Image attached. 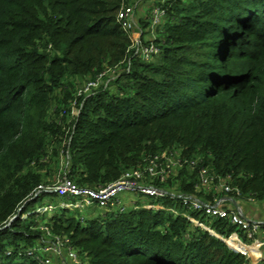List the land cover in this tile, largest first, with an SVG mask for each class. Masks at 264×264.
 Listing matches in <instances>:
<instances>
[{
    "label": "trees",
    "instance_id": "obj_1",
    "mask_svg": "<svg viewBox=\"0 0 264 264\" xmlns=\"http://www.w3.org/2000/svg\"><path fill=\"white\" fill-rule=\"evenodd\" d=\"M121 2L0 0V264H44L31 251L43 235L32 211L48 137L59 131L46 112L67 76L95 78L131 58L116 20ZM158 33L159 63L132 57L116 92L100 86L81 98L68 140L71 179L99 189L176 146L189 159L201 156V166L230 178L242 196L264 200V0H179ZM197 182L181 190L196 194ZM164 199L176 216L139 207L83 220L63 210L48 226L88 264H253L232 249L244 250L234 239L231 248L184 216L178 199ZM202 219L220 235L236 229Z\"/></svg>",
    "mask_w": 264,
    "mask_h": 264
},
{
    "label": "built area",
    "instance_id": "obj_2",
    "mask_svg": "<svg viewBox=\"0 0 264 264\" xmlns=\"http://www.w3.org/2000/svg\"><path fill=\"white\" fill-rule=\"evenodd\" d=\"M129 0H122V5L118 11L116 20L122 30L128 35L131 44L128 52L131 53V58H140L143 61L149 62L158 58L162 52L161 44L157 42L156 34L161 26L165 23L170 6L173 2L179 0H138L136 5L141 6L146 4L147 13L144 17V32L143 30L137 35L135 30L139 28L135 20V8L131 5L126 6L125 2ZM141 28V26H140ZM140 30V29H139ZM150 34L152 38L147 39L143 34ZM131 58H128L127 63H131ZM102 74H98L95 79L91 80L86 91L96 89L101 85ZM183 155L181 149L175 150L171 156H164L160 158L159 155L150 157L144 165L127 170L119 179L111 182L105 187L93 189L90 187H80L73 182L66 181L57 187L56 193L61 196H69L65 206L62 207H79V206H105L108 209L121 211L126 209L122 201V196L125 194L145 195L157 200L164 198L178 199L183 208L188 209V213H183L193 224L210 232V234L220 237L228 246L230 239H235L241 247H246L244 250L235 251L240 252L246 256L249 255L250 249H261L264 247V221L254 220L245 215L238 199L240 190L232 186L230 178L223 177L216 172H212L206 166H201L198 159L185 158L184 161L187 167L191 170L197 171L199 186L200 181L207 183H217L221 188V193L212 200H203L194 198L189 194L177 195L175 192L168 190L158 184H163L167 177L173 171L176 154ZM181 159V158H180ZM183 160V159H181ZM180 160V161H181ZM183 163V162H182ZM151 182V183H150ZM215 196V195H214ZM252 199V198H251ZM71 200V201H70ZM45 210L53 209L54 204L46 205ZM190 212L193 215H190ZM204 218L211 219H225L230 225L236 229L229 236L219 235L218 230L214 228ZM51 247H47L50 250ZM32 251V250H31ZM36 253L37 259H40L44 264L49 263L50 260L44 255ZM70 256L76 258V253L70 251Z\"/></svg>",
    "mask_w": 264,
    "mask_h": 264
},
{
    "label": "rangeland",
    "instance_id": "obj_3",
    "mask_svg": "<svg viewBox=\"0 0 264 264\" xmlns=\"http://www.w3.org/2000/svg\"><path fill=\"white\" fill-rule=\"evenodd\" d=\"M136 2H138V0H129L125 2V5H131L135 8V20L139 26V28L135 30V34L138 35L140 31L143 30L144 32L145 29L142 25L144 24V17L147 13V6L146 4L138 6L136 5ZM143 35L147 39L152 38V35L148 33ZM155 36L157 38V42L160 41L161 34L157 33ZM36 44L41 47V52L48 54L49 56L54 54L53 47L50 44L45 48L44 42H41L39 39L36 40ZM159 61V58L154 59L155 63H159ZM128 65L129 63H127L126 58L114 65H105L103 72L97 73L102 74L100 75L102 76L100 86H102V88H108L112 92H116L117 87L114 82L125 71L126 66ZM94 76L95 74L93 73L67 76V78L63 81V85L56 89L53 93L51 106L46 112V121L49 124L54 125L59 131L57 134H51L48 137V155L46 156L45 163L43 164L44 169L42 171L43 184L37 191V196H41V199L32 211V213L37 214L36 218L40 222L39 230L42 231L43 235L41 240L31 248L32 251H37L39 254L44 255L50 260V262L46 264H88L89 260V258H86L85 254L80 253L77 248L72 246V243L68 240L67 236L60 234L59 232L57 233L49 228L48 222L50 221L49 217L51 214H61L63 210H68L69 214L70 212L78 213V216L85 220L91 217L101 216L108 211H112L105 206L85 205L79 207H62L65 206L64 204H66V201L71 198H69V196L61 197L56 193L57 187L66 181L70 180L75 184L74 179H71L70 176L73 167L68 155V140L72 123L80 113V107L82 104L81 98L89 96L98 89L96 88L86 91L88 83L95 79ZM178 149L179 148L175 146L170 149H166L164 152L158 153L157 155H159L160 158L167 155L171 156L174 154V151ZM184 157L188 158L187 155H184ZM184 157L178 153L175 155L174 158L176 164L173 166V171L163 184L156 182L150 183L153 185L158 184L159 186L175 192L177 195L185 194L186 192L184 193L181 190L182 187L193 181V177H196L197 181L199 179L197 171L191 170L187 167L184 162L186 160ZM149 158L150 156H147L145 158V162ZM195 159L202 161L201 156L199 155H196ZM208 168L214 172L212 167ZM131 169H129V171ZM221 188L222 186L220 187L216 182L202 183L200 181L199 186L195 188L197 191L196 194L191 192L186 194H189L194 198L212 200V198L214 199L221 193ZM45 193H49L50 195H44ZM161 201L162 202L160 204L162 205L160 209H165L167 213H172L173 216H176L177 212L179 213V209L177 207L169 208L167 205L163 204L165 199H162ZM238 202L247 217L254 220H264V200L257 201L251 199L250 197L240 195ZM50 203L54 204V208L45 210L44 207ZM126 207L127 211L131 210L128 208L127 204ZM30 214L31 212L23 214L22 219L28 220V216ZM43 217L45 219H42ZM236 244L240 246L238 243ZM47 247H51V249L47 250ZM70 251H74L76 253V258L70 256Z\"/></svg>",
    "mask_w": 264,
    "mask_h": 264
},
{
    "label": "crops",
    "instance_id": "obj_4",
    "mask_svg": "<svg viewBox=\"0 0 264 264\" xmlns=\"http://www.w3.org/2000/svg\"><path fill=\"white\" fill-rule=\"evenodd\" d=\"M122 201L124 205L128 206V208H139V207H147V208H155L160 209L161 205L158 203H153L154 201H157L155 198H151L145 195H134V194H125L122 196ZM127 208V207H126ZM178 214V212H177ZM264 221V220H262ZM236 242V241H235ZM237 243V242H236ZM258 254H255L253 251H255ZM260 249L254 248L250 249L249 255L247 257H250V260L253 264H258L261 260L264 259V247Z\"/></svg>",
    "mask_w": 264,
    "mask_h": 264
},
{
    "label": "bare ground",
    "instance_id": "obj_5",
    "mask_svg": "<svg viewBox=\"0 0 264 264\" xmlns=\"http://www.w3.org/2000/svg\"><path fill=\"white\" fill-rule=\"evenodd\" d=\"M244 249H246V247H243ZM255 254H258L257 252H256V250L255 251H253Z\"/></svg>",
    "mask_w": 264,
    "mask_h": 264
},
{
    "label": "water",
    "instance_id": "obj_6",
    "mask_svg": "<svg viewBox=\"0 0 264 264\" xmlns=\"http://www.w3.org/2000/svg\"><path fill=\"white\" fill-rule=\"evenodd\" d=\"M248 258H250V257H248Z\"/></svg>",
    "mask_w": 264,
    "mask_h": 264
}]
</instances>
